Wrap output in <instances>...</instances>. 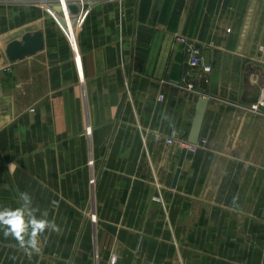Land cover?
I'll use <instances>...</instances> for the list:
<instances>
[{
  "label": "crops",
  "instance_id": "obj_1",
  "mask_svg": "<svg viewBox=\"0 0 264 264\" xmlns=\"http://www.w3.org/2000/svg\"><path fill=\"white\" fill-rule=\"evenodd\" d=\"M96 1L72 41L39 7L2 29L0 8V39L31 25L45 39L14 64L0 50V208L27 192L57 226L39 252L0 228V264H108L113 251L117 264H243L264 224V0ZM176 35L210 72L187 66ZM200 98L205 145L174 182Z\"/></svg>",
  "mask_w": 264,
  "mask_h": 264
},
{
  "label": "built area",
  "instance_id": "obj_2",
  "mask_svg": "<svg viewBox=\"0 0 264 264\" xmlns=\"http://www.w3.org/2000/svg\"><path fill=\"white\" fill-rule=\"evenodd\" d=\"M10 2L24 3L31 7L44 9L53 20L58 21L61 24L62 30L69 41L75 40L87 15L97 4L96 0H10ZM54 6H59L61 8L60 11H55L53 9ZM71 6L77 8L76 13L73 14L70 12L69 8ZM85 6L86 8H84ZM174 41L184 46L186 50L187 66L194 70L201 69L203 72H210V67L205 65L200 49L197 48L194 42L179 35L174 36ZM257 108V106H254L253 111H256ZM168 143L171 144L172 142L168 141ZM204 145V140L198 141L197 145H190L185 142L179 144L181 148L189 153H195ZM118 258L117 252L113 251L110 254L108 264H117Z\"/></svg>",
  "mask_w": 264,
  "mask_h": 264
},
{
  "label": "water",
  "instance_id": "obj_3",
  "mask_svg": "<svg viewBox=\"0 0 264 264\" xmlns=\"http://www.w3.org/2000/svg\"><path fill=\"white\" fill-rule=\"evenodd\" d=\"M86 8V6L84 7ZM53 9L57 12L60 11L59 6H54ZM71 13H76V7L69 8ZM0 50L4 53L7 63L14 64L18 61H23L27 58H31L41 53L45 49L44 34L41 29L36 26H28L24 29L17 30L11 34L6 35L0 39ZM0 51V64L2 63V53ZM207 106V99L200 98L197 104V108L194 114V118L191 124L187 143L190 145H197L201 126ZM186 154V150L183 149L181 152L177 171L175 173L174 182H176L180 167L183 162V158Z\"/></svg>",
  "mask_w": 264,
  "mask_h": 264
},
{
  "label": "clouds",
  "instance_id": "obj_4",
  "mask_svg": "<svg viewBox=\"0 0 264 264\" xmlns=\"http://www.w3.org/2000/svg\"><path fill=\"white\" fill-rule=\"evenodd\" d=\"M20 200L22 204L18 208H0V228H3L5 236L11 235L26 251L39 252L38 236L46 229L55 230L57 226L53 221L36 215L38 210L33 207L27 192L20 193Z\"/></svg>",
  "mask_w": 264,
  "mask_h": 264
},
{
  "label": "rangeland",
  "instance_id": "obj_5",
  "mask_svg": "<svg viewBox=\"0 0 264 264\" xmlns=\"http://www.w3.org/2000/svg\"><path fill=\"white\" fill-rule=\"evenodd\" d=\"M17 7L19 8L23 7V9H27V7H31V6H28L24 3H13V2H10V0H0V8H2L3 11L7 12V15H9L8 19H5L4 22H2L1 24L2 29H6L7 27H10L13 24L11 20L12 9L17 10ZM37 9L41 10L40 8H37ZM263 84L264 83L258 84L260 87V90H259L260 100H259V104L257 105V107L259 111H262L264 113V85ZM260 148H261V155L263 154L261 156V167L264 168V132L263 131L261 132V136H260ZM260 191H261L260 192L261 198H264V179H261ZM262 214L264 216V211L262 212ZM262 225L263 226H260V227L258 226L254 227L252 235L245 238L244 259L242 260L243 264H263L264 224ZM108 262H109V259H108ZM4 263H5L4 260H1V264H4Z\"/></svg>",
  "mask_w": 264,
  "mask_h": 264
}]
</instances>
